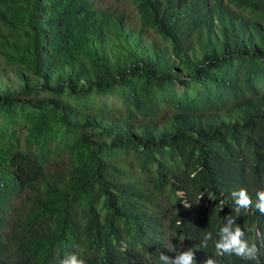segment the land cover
<instances>
[{
    "label": "trees",
    "instance_id": "obj_1",
    "mask_svg": "<svg viewBox=\"0 0 264 264\" xmlns=\"http://www.w3.org/2000/svg\"><path fill=\"white\" fill-rule=\"evenodd\" d=\"M118 1L0 0V264H264V0Z\"/></svg>",
    "mask_w": 264,
    "mask_h": 264
},
{
    "label": "clouds",
    "instance_id": "obj_2",
    "mask_svg": "<svg viewBox=\"0 0 264 264\" xmlns=\"http://www.w3.org/2000/svg\"><path fill=\"white\" fill-rule=\"evenodd\" d=\"M256 195V209L261 214H264V190L258 191ZM232 196L235 198L237 211H239L241 208L247 209L251 206L252 201L247 195L246 190L240 189L239 191H233ZM234 224L235 220L229 218L227 219L225 226L220 229V239L215 244L217 251L220 254L234 253L245 260H254L257 253L256 246L254 244L249 246L243 239L245 235L244 231H242L239 225H236L233 228ZM210 239H212V234L207 233L203 237L201 245L206 247L207 241ZM160 258L165 262V264H193V252L191 250L180 251L175 255L174 259L163 254ZM59 264H85V262L79 259L77 255L72 254L60 260ZM204 264H216V262L212 258H207Z\"/></svg>",
    "mask_w": 264,
    "mask_h": 264
},
{
    "label": "rangeland",
    "instance_id": "obj_3",
    "mask_svg": "<svg viewBox=\"0 0 264 264\" xmlns=\"http://www.w3.org/2000/svg\"><path fill=\"white\" fill-rule=\"evenodd\" d=\"M97 2L105 9H110L113 12L116 11L122 14L128 24H139L138 11L135 4L131 1L97 0ZM147 39L150 40L151 37H148ZM0 67L6 69L11 73H13L14 70L18 68V66L13 64L6 55H0ZM80 101L75 102L79 103ZM96 106H100V108L106 109L107 111L113 110L114 112L124 109L121 96L115 92L107 96L96 97Z\"/></svg>",
    "mask_w": 264,
    "mask_h": 264
}]
</instances>
